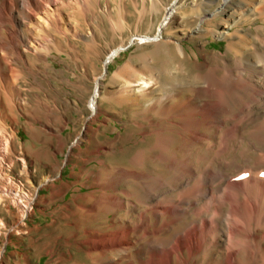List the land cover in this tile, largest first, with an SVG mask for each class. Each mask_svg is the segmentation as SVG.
I'll list each match as a JSON object with an SVG mask.
<instances>
[{
  "label": "bare ground",
  "instance_id": "6f19581e",
  "mask_svg": "<svg viewBox=\"0 0 264 264\" xmlns=\"http://www.w3.org/2000/svg\"><path fill=\"white\" fill-rule=\"evenodd\" d=\"M71 5L67 0H0V71L9 56L22 64L31 51L36 58L49 54L58 33L70 39L67 28L80 23L73 13L61 14ZM241 11L244 15L230 25L222 20L232 29L226 44L233 65L221 58L207 72L189 74L179 45L174 53H163V62L154 49L115 71L124 84L117 103L133 112L141 141L151 133V145L133 154L132 168L107 165L96 173L104 190L93 196L87 217L99 212L114 217L122 210L137 215H122L115 228L106 226L107 233L82 241L96 252L93 264H264V49L259 48L264 46V0H252L247 13ZM200 27L199 36L205 29ZM205 31L202 35L211 33ZM90 106L97 116L95 96ZM148 161L155 170L146 168ZM128 180L132 187L121 186L122 194H115ZM15 187L14 201L28 206V194ZM124 195L134 198L133 207L127 209ZM138 235L144 241L133 243Z\"/></svg>",
  "mask_w": 264,
  "mask_h": 264
},
{
  "label": "rangeland",
  "instance_id": "374dc122",
  "mask_svg": "<svg viewBox=\"0 0 264 264\" xmlns=\"http://www.w3.org/2000/svg\"><path fill=\"white\" fill-rule=\"evenodd\" d=\"M67 1L72 7L63 10L62 17L73 13L72 19L80 23L76 29L73 23L67 28L70 39L58 33L49 54L43 52L42 58H36L31 51L22 64L9 56L13 69L5 64L0 71V264H93L96 252H90L89 245L82 243L92 235L102 236L115 228L123 220L122 215H137V211L129 215L122 210L114 217L106 212L87 217L85 212L92 206L93 196L104 190V182L95 179L96 173L107 165L132 168L133 154L151 145V133L141 141L144 136L142 129L136 127L133 112L117 103L124 84L115 71L139 54H150L154 49L161 51L158 61L163 62L166 60L163 53L169 50L174 53L179 45L186 54V71L191 74L207 72L221 58L233 65L227 54L226 36L232 32L228 25L244 15L241 9L247 13L252 3V0H229L226 4L225 0ZM167 13L172 14L164 21ZM222 20L229 24L225 26ZM258 24L253 25V31ZM200 25L212 34L202 35L207 31L204 29L197 35ZM144 37L148 39L141 42ZM115 50L118 52L112 55ZM107 58L110 60L105 65ZM94 96L97 116L90 106ZM146 168L155 170L156 165L148 161ZM130 181L120 184L114 193L119 191L121 195L125 189L121 186L131 188ZM15 185L28 194V206L14 201ZM125 197L127 209L133 207L134 198ZM99 231L102 232L98 235ZM133 239L136 244L144 241L139 235Z\"/></svg>",
  "mask_w": 264,
  "mask_h": 264
},
{
  "label": "water",
  "instance_id": "95a60500",
  "mask_svg": "<svg viewBox=\"0 0 264 264\" xmlns=\"http://www.w3.org/2000/svg\"><path fill=\"white\" fill-rule=\"evenodd\" d=\"M110 59L109 58H107V60L105 61V65H107V63H108V61H109Z\"/></svg>",
  "mask_w": 264,
  "mask_h": 264
}]
</instances>
